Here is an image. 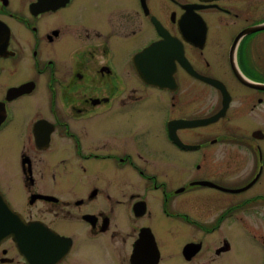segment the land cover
<instances>
[{"label":"flooded vegetation","instance_id":"af4514ba","mask_svg":"<svg viewBox=\"0 0 264 264\" xmlns=\"http://www.w3.org/2000/svg\"><path fill=\"white\" fill-rule=\"evenodd\" d=\"M0 194V264H264V0H0Z\"/></svg>","mask_w":264,"mask_h":264},{"label":"water","instance_id":"95a60500","mask_svg":"<svg viewBox=\"0 0 264 264\" xmlns=\"http://www.w3.org/2000/svg\"><path fill=\"white\" fill-rule=\"evenodd\" d=\"M18 221L19 218L0 194V241L6 236H13L17 240L18 245L23 248L24 240L18 233L25 227ZM36 245L37 243H35Z\"/></svg>","mask_w":264,"mask_h":264}]
</instances>
